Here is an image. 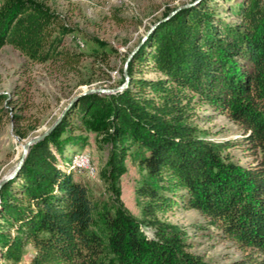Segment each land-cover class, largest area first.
Here are the masks:
<instances>
[{"label": "trees", "instance_id": "16d2710c", "mask_svg": "<svg viewBox=\"0 0 264 264\" xmlns=\"http://www.w3.org/2000/svg\"><path fill=\"white\" fill-rule=\"evenodd\" d=\"M226 1L196 0L165 13L125 62L124 87L82 93L28 146L0 186L1 259L18 262L30 245L29 264H217L191 250L183 229L159 218L181 204L198 209L242 250L220 264H264V0ZM68 31L37 0H0V47L11 44L33 61L68 65L82 54L63 44ZM147 67L163 76L135 74ZM196 99L214 105L244 134L201 135L191 121ZM76 117L104 130L111 142L110 202L94 199L72 176L71 159L85 142L73 134ZM16 132L24 137L28 130ZM237 143L255 154L246 165L225 151ZM128 147L143 169L136 187L146 199L142 219L119 202ZM146 218L154 223L151 233L141 227Z\"/></svg>", "mask_w": 264, "mask_h": 264}, {"label": "rangeland", "instance_id": "374dc122", "mask_svg": "<svg viewBox=\"0 0 264 264\" xmlns=\"http://www.w3.org/2000/svg\"><path fill=\"white\" fill-rule=\"evenodd\" d=\"M37 1L56 12L70 27L63 44L71 52L81 51L82 54L74 62L62 65L33 61L11 44L0 47V94L4 95L0 101V178L14 167L24 140L41 133L58 116L61 118L85 88L127 83L124 64L157 20L196 0ZM219 1L223 3V0ZM235 1L227 0L224 5ZM221 14L228 19L235 18L231 11L222 10ZM92 47L99 48V52L93 53ZM135 74L150 78L163 76L149 67L135 70ZM194 110L191 121L200 128L201 135L225 140L238 139L244 134L240 124L209 102L196 99ZM74 121L73 134L82 136L85 142L71 159L72 176L86 184L94 199L110 202L114 200L113 182L106 169L111 142L105 137L104 130L93 128L80 117ZM17 129L28 130V133L19 137ZM133 148L128 147L123 158L124 170L118 177L119 202L142 219L141 208L146 199L137 194L136 187L143 169L133 156ZM225 151L232 160L243 165L255 156L251 147L240 143L230 145ZM159 218L183 229L192 243L191 250L208 263L220 264L242 256V250L196 208L178 204ZM153 224L146 218L141 227L151 233ZM2 229L13 233L6 225ZM25 248L26 254L18 262L0 258V264H29L31 246Z\"/></svg>", "mask_w": 264, "mask_h": 264}, {"label": "water", "instance_id": "95a60500", "mask_svg": "<svg viewBox=\"0 0 264 264\" xmlns=\"http://www.w3.org/2000/svg\"><path fill=\"white\" fill-rule=\"evenodd\" d=\"M125 85H126V82H124L122 84H119V85H117L115 87H88V88H85L83 90V93H86V92H112L114 90H117V89H120V88L124 87ZM59 119H60V116H58L56 118V120L49 127H47L45 130H43L41 133L29 136L27 139L24 140V142L21 145L20 155H19L14 167L7 174H5L3 177L0 178V186L8 178H10L12 175H14L16 173L17 169L19 168V166H20V164H21V162L23 160V157H24V155H25V153L27 151L28 146L31 143L35 142L36 140L43 138L51 130V128L55 125V123Z\"/></svg>", "mask_w": 264, "mask_h": 264}, {"label": "bare ground", "instance_id": "6f19581e", "mask_svg": "<svg viewBox=\"0 0 264 264\" xmlns=\"http://www.w3.org/2000/svg\"><path fill=\"white\" fill-rule=\"evenodd\" d=\"M22 145V144H21Z\"/></svg>", "mask_w": 264, "mask_h": 264}, {"label": "built area", "instance_id": "2783aa9c", "mask_svg": "<svg viewBox=\"0 0 264 264\" xmlns=\"http://www.w3.org/2000/svg\"><path fill=\"white\" fill-rule=\"evenodd\" d=\"M83 164V163H82Z\"/></svg>", "mask_w": 264, "mask_h": 264}]
</instances>
